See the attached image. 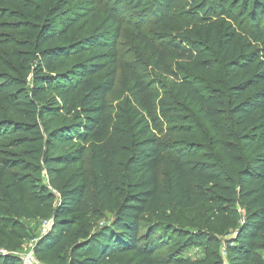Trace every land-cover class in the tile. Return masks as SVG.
<instances>
[{"label": "trees", "instance_id": "1", "mask_svg": "<svg viewBox=\"0 0 264 264\" xmlns=\"http://www.w3.org/2000/svg\"><path fill=\"white\" fill-rule=\"evenodd\" d=\"M3 1L25 15L0 10V20H19L0 28L34 39L20 43L31 64L20 52L13 63L0 58V226L50 222L33 250L49 264H196L186 251L220 241L175 212L202 205L215 218L239 206L225 259L208 264H264V0ZM214 18L241 36L212 39ZM186 19L200 36L181 27ZM126 25L141 56L123 65L122 98ZM104 213L110 219L90 232L84 221ZM0 264L23 263L6 252Z\"/></svg>", "mask_w": 264, "mask_h": 264}, {"label": "rangeland", "instance_id": "2", "mask_svg": "<svg viewBox=\"0 0 264 264\" xmlns=\"http://www.w3.org/2000/svg\"><path fill=\"white\" fill-rule=\"evenodd\" d=\"M26 1V0H20ZM56 0H46L42 3L43 7L49 8L50 6L55 4ZM0 10H4L6 14L18 13L20 15L24 14L25 11L23 9L18 8L12 1L4 2L0 0ZM10 12V13H9ZM2 13H0L1 15ZM19 20L14 19H3L0 20V25L2 24H15ZM87 27L89 24L94 22L92 18H87ZM199 22L191 21L186 19L185 22L181 23V27L186 32H195L200 36L199 28L197 27ZM203 25V23H200ZM237 25L232 23L229 20H225L223 18H214L212 21V39H216L220 34L225 32H236V35L241 36L238 33ZM142 33H151L149 27H145L141 30ZM208 30H205V38H201L200 42L207 46V36ZM33 37L31 34L25 30H9L0 28V58L3 60H7L9 62H15L12 59L11 53H22L23 57L27 60L28 64H31L29 60V56L31 53V48L23 49L20 47V43L33 41ZM239 40V39H238ZM237 40V41H238ZM117 53L118 60L116 63L117 76H118V84L117 91L121 97H124V86L122 84V76H123V65L126 62L134 60L136 57L141 56L140 47L137 43V32L131 25L123 26L120 32V38L118 40L117 45ZM218 65L216 70L219 71L217 79H220L222 73V58H218ZM2 72L3 70L0 69ZM110 101L113 105H118V100H113L110 98ZM1 106V105H0ZM112 117L114 118V122H118V114L117 111L112 112ZM226 121V118H224ZM225 128H229V124H225ZM202 135L208 139H211V136L205 131L202 130ZM196 143H204V141L196 140ZM84 170L87 172L88 177L93 176L91 159L88 158L86 163L83 166ZM163 174L167 175V170H163ZM6 187V182L0 179V191L2 195L4 194V190ZM4 207L7 208V202L4 201ZM243 211L239 206H236L231 209L227 216L223 217H215L212 218L211 212L208 211L207 208L200 205L196 207L192 211H176L175 217H179L182 220L183 225L187 229H201L213 236L217 240L220 241L219 248H209L205 247L190 249L184 253L185 257H189L196 264H208L210 263L212 257L214 255L222 256L224 259L223 248H225V242L235 234L238 227L241 225L243 220ZM110 219V215L107 213L101 214L97 217H88L84 222L88 226L90 232L95 231L96 229L102 227L108 220ZM22 224L24 226V232L15 231L9 227H1L0 226V254L1 253H10L16 255L23 259L26 255L32 254L34 259L39 264H49L47 262L38 261L34 254L33 250L39 239L42 237V230L46 227V221H38V220H23ZM167 249L163 250V253H166ZM259 255L264 259V234L262 235V248L258 251Z\"/></svg>", "mask_w": 264, "mask_h": 264}, {"label": "built area", "instance_id": "3", "mask_svg": "<svg viewBox=\"0 0 264 264\" xmlns=\"http://www.w3.org/2000/svg\"><path fill=\"white\" fill-rule=\"evenodd\" d=\"M50 222L47 221L46 227L43 228L42 230V235L45 234L49 228ZM223 253H224V257H226L225 254V248H223ZM22 263L23 264H39L33 257L32 254H28L26 255L23 259H22Z\"/></svg>", "mask_w": 264, "mask_h": 264}]
</instances>
